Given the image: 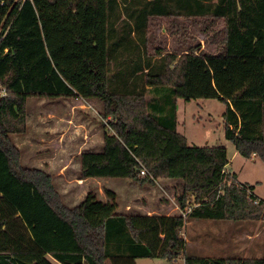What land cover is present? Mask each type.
<instances>
[{
	"label": "trees",
	"instance_id": "1",
	"mask_svg": "<svg viewBox=\"0 0 264 264\" xmlns=\"http://www.w3.org/2000/svg\"><path fill=\"white\" fill-rule=\"evenodd\" d=\"M156 17L179 29L191 21L206 45L151 49ZM31 97L99 99L111 130L101 150L79 156L81 178L177 180L182 212L122 213L111 189L108 200L90 191L67 205L51 174L21 165L12 140L26 131ZM180 98L224 102L227 138L264 161V0H0V264H137L183 253L184 264H264V251L186 252L188 221L261 219L264 198L228 169L226 147L191 145L178 131Z\"/></svg>",
	"mask_w": 264,
	"mask_h": 264
},
{
	"label": "rangeland",
	"instance_id": "2",
	"mask_svg": "<svg viewBox=\"0 0 264 264\" xmlns=\"http://www.w3.org/2000/svg\"><path fill=\"white\" fill-rule=\"evenodd\" d=\"M171 18L156 17L151 22V49L181 48L187 42L205 46V33L191 21L181 20L182 29ZM176 25V26H175ZM221 27V22L216 28ZM214 45L211 44L210 48ZM226 104L216 98L185 100L177 104V129L189 144L224 146L228 151V169L244 184L255 185V194L264 198V161L241 155L233 141L227 138L223 113ZM103 103L82 97H31L26 103V131L12 133L20 148L21 165L40 168L51 174L55 188L63 201L74 206L93 191L108 200L106 189L115 191L119 203L130 199L137 208L156 212L181 213L177 196L182 186L177 180L158 179L155 184L128 185V178H81L79 156L86 150H101L105 129L111 130V116L103 115ZM191 197V195H189ZM193 198L188 199V205ZM122 210V208H119ZM137 211V210H132ZM187 240L186 252L201 256H261L264 251V217L234 224L232 221L190 220L182 229ZM137 264H184L183 253L175 260L168 258H138ZM110 264V263H109Z\"/></svg>",
	"mask_w": 264,
	"mask_h": 264
},
{
	"label": "crops",
	"instance_id": "3",
	"mask_svg": "<svg viewBox=\"0 0 264 264\" xmlns=\"http://www.w3.org/2000/svg\"><path fill=\"white\" fill-rule=\"evenodd\" d=\"M179 100V99H178ZM178 104V102H177ZM129 180L128 182V185L133 187L135 185V183H133L131 180L132 179H127ZM169 180H172V179H169ZM118 202V211L119 212H122V213H143V214H167V213H160V212H156V210L154 209H150V208H137L135 204L132 203V201L130 199H126L125 201L119 203V201L117 200ZM119 208H122L119 209ZM132 210H137V211H132Z\"/></svg>",
	"mask_w": 264,
	"mask_h": 264
},
{
	"label": "built area",
	"instance_id": "4",
	"mask_svg": "<svg viewBox=\"0 0 264 264\" xmlns=\"http://www.w3.org/2000/svg\"><path fill=\"white\" fill-rule=\"evenodd\" d=\"M142 173L144 174V173H145V171H142Z\"/></svg>",
	"mask_w": 264,
	"mask_h": 264
}]
</instances>
